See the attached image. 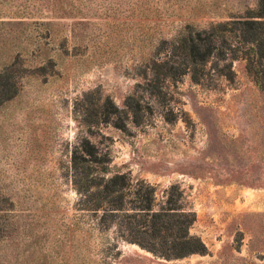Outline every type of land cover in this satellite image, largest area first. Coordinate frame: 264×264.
<instances>
[{"label": "rangeland", "instance_id": "rangeland-1", "mask_svg": "<svg viewBox=\"0 0 264 264\" xmlns=\"http://www.w3.org/2000/svg\"><path fill=\"white\" fill-rule=\"evenodd\" d=\"M259 7L0 0V264H264V61L232 23ZM222 23L205 60L180 48L186 35L206 49ZM99 103L109 113L90 127ZM86 137L129 201L149 184L156 208L194 212L208 251L157 257L80 209L71 165Z\"/></svg>", "mask_w": 264, "mask_h": 264}, {"label": "trees", "instance_id": "trees-1", "mask_svg": "<svg viewBox=\"0 0 264 264\" xmlns=\"http://www.w3.org/2000/svg\"><path fill=\"white\" fill-rule=\"evenodd\" d=\"M232 23L240 25L236 29L243 41L252 45L257 61H264V7ZM225 27L224 23L215 26L216 35L211 36L206 49L197 43L190 44L186 35L178 39L179 46L187 56L194 58L197 53L205 60L213 54L214 38L217 40ZM250 64H253L252 61ZM254 74L256 82L263 89L264 75L258 69ZM100 109L103 106L99 103L94 108L93 117L86 119L90 127L101 122L102 114L109 113L107 109L104 113ZM114 124L119 126L118 123ZM110 157L109 150L103 151L89 137L74 152L71 168L73 182L80 194V209L95 214L98 225L103 229L114 227L116 238L136 243L157 257L171 260L208 251L202 239L190 232L195 220L194 212L180 210L173 200L172 205L156 208L155 189L152 185L147 184L145 194L138 191L137 199L129 201L127 196L133 185L128 182L125 174L110 175Z\"/></svg>", "mask_w": 264, "mask_h": 264}]
</instances>
